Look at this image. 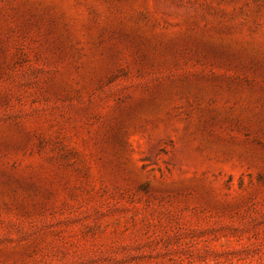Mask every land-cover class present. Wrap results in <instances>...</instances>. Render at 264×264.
Listing matches in <instances>:
<instances>
[{
  "label": "rangeland",
  "instance_id": "1",
  "mask_svg": "<svg viewBox=\"0 0 264 264\" xmlns=\"http://www.w3.org/2000/svg\"><path fill=\"white\" fill-rule=\"evenodd\" d=\"M0 264H264V0H0Z\"/></svg>",
  "mask_w": 264,
  "mask_h": 264
}]
</instances>
